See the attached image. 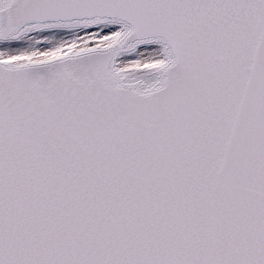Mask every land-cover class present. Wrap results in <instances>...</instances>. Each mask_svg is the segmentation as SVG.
<instances>
[{
  "label": "snow or ice",
  "instance_id": "6c2138e0",
  "mask_svg": "<svg viewBox=\"0 0 264 264\" xmlns=\"http://www.w3.org/2000/svg\"><path fill=\"white\" fill-rule=\"evenodd\" d=\"M0 264H264V0H0Z\"/></svg>",
  "mask_w": 264,
  "mask_h": 264
}]
</instances>
